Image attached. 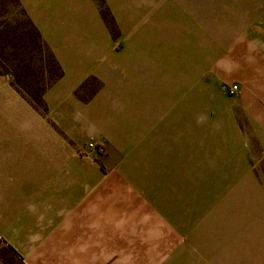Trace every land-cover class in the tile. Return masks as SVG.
<instances>
[{"label":"crops","instance_id":"obj_1","mask_svg":"<svg viewBox=\"0 0 264 264\" xmlns=\"http://www.w3.org/2000/svg\"><path fill=\"white\" fill-rule=\"evenodd\" d=\"M19 1L63 76L46 91L42 115L0 74V264H167L176 252L181 264V238L189 235L192 250L199 230L181 202L214 165L227 172V198L232 188L244 204L236 263L264 264L256 152L240 141L198 145V107L213 102L199 105L197 60L167 35L181 24L176 0H105L117 35L96 0ZM238 15L226 48L207 47L205 67L239 84L264 150V10ZM183 73L195 76L184 99ZM91 78L101 87L85 101L76 92ZM204 123L211 131L213 121ZM89 142L106 154L81 156ZM233 155L240 162L230 167Z\"/></svg>","mask_w":264,"mask_h":264},{"label":"rangeland","instance_id":"obj_2","mask_svg":"<svg viewBox=\"0 0 264 264\" xmlns=\"http://www.w3.org/2000/svg\"><path fill=\"white\" fill-rule=\"evenodd\" d=\"M96 1L113 34H119V28L105 0ZM166 1L169 3L170 0ZM176 3L182 8L181 24L167 27V35H176L183 56L191 55L197 60L199 105L207 101L213 102L212 107H198V145L202 146L205 139L214 147H225L226 142L229 143L228 146H235L239 141L248 143L256 152L251 159L253 174L264 185V150H261L259 141L254 137V124L249 120L250 113L248 114L241 105L239 89L235 94L229 92L231 86L239 84L235 81L222 82L220 74L212 75L205 67L207 47L212 54H219L227 46L223 38L235 34L232 30L237 29L238 14L244 10L247 12L257 8L264 10V0H176ZM0 24L2 25L0 39H4L5 43V46L0 45V74L5 75L39 113L48 114L45 99L44 102L39 100V95L47 87L52 86L51 83L59 74L58 65L42 44L36 29L16 0H0ZM181 77V92L184 99L190 95L189 88L195 76L183 73ZM100 87L101 82L91 78L77 90L76 95L87 101ZM25 91L36 96L37 102L33 103ZM205 120L213 121L211 124L213 128L211 131L208 130L209 132L203 127L206 125ZM240 134H244L246 138H241ZM187 141L190 140L183 139V144ZM99 144L104 147L102 153L106 154V146L103 143ZM87 145L80 147L81 156H89L86 154ZM227 162L232 167L240 161L239 157L233 155ZM224 174L227 172L221 166L214 165L208 176L199 177L203 183L197 186L196 192L193 191L192 199L187 198L181 202L182 212L185 213L189 206L194 215L193 221L197 222L199 229L197 242L192 244V250L189 235H183L181 238L182 250L179 252L181 264H237L238 234L243 231L247 219L239 218V212H243L240 208L244 204L239 202L237 192L233 193L231 188V195L229 199L227 198L226 187L223 184ZM246 189L249 190L248 187ZM6 194L9 195L7 191ZM261 194L264 197V192ZM245 205L251 207L254 204L247 199ZM261 206L264 209L262 198ZM178 256L177 252L174 255L171 253L170 257L167 255V259L170 258L167 264H173L174 259L176 263Z\"/></svg>","mask_w":264,"mask_h":264},{"label":"trees","instance_id":"obj_3","mask_svg":"<svg viewBox=\"0 0 264 264\" xmlns=\"http://www.w3.org/2000/svg\"><path fill=\"white\" fill-rule=\"evenodd\" d=\"M16 2H17V4H18V6L22 9V12H23L24 15L28 18V20L30 21V23L32 24V26L36 29V32H37V34H38V36H39V38H40L42 44H43V45L45 46V48L50 52L52 58L54 59V61H55L56 64L58 65V68H59V74H58V76L53 80V82L51 83V84L53 85L54 83H56V82H57V81L63 76V70H62V68H61V66H60V64H59V62H58L57 59L55 58L53 52L51 51V49L49 48V46L47 45V43L44 41V39H43V37H42L40 31L37 29V27L35 26V24L33 23V21H32V20L30 19V17L28 16V14H27V12L25 11V9L22 7L20 1H19V0H16ZM1 26H2V25L0 24V27H1ZM1 43H2V44H1ZM0 45L5 46L4 39H0ZM2 46H1V47H2ZM3 52H4V51H3ZM1 56H2V55H1ZM89 80H90V79H89ZM89 80H88V81H89ZM88 81H87V82H88ZM87 82H85L83 85H81L80 88H82ZM18 87H19V86H18ZM48 88H49V87H47V88L42 92V94L39 95V97H40L39 100H42V101L44 102V95H45L46 91L48 90ZM80 88H79V89H80ZM79 89H78V90H79ZM25 93L30 97V99H31V101H32L33 103H36V102H37V97H36V96H34V95L28 93L27 91H25ZM44 105H45V103H44Z\"/></svg>","mask_w":264,"mask_h":264},{"label":"built area","instance_id":"obj_4","mask_svg":"<svg viewBox=\"0 0 264 264\" xmlns=\"http://www.w3.org/2000/svg\"><path fill=\"white\" fill-rule=\"evenodd\" d=\"M238 89H239V86L238 85H233V86L230 87L229 92L231 94H235L238 91ZM87 149L88 150H94L98 154L99 153H102L104 151V147L102 145H100L99 143H97V142H90V143H88ZM86 154L89 155L88 153H86Z\"/></svg>","mask_w":264,"mask_h":264}]
</instances>
